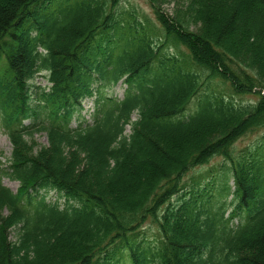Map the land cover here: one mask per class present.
Segmentation results:
<instances>
[{
    "label": "trees",
    "instance_id": "obj_1",
    "mask_svg": "<svg viewBox=\"0 0 264 264\" xmlns=\"http://www.w3.org/2000/svg\"><path fill=\"white\" fill-rule=\"evenodd\" d=\"M125 1L0 0V264H264V0Z\"/></svg>",
    "mask_w": 264,
    "mask_h": 264
},
{
    "label": "rangeland",
    "instance_id": "obj_2",
    "mask_svg": "<svg viewBox=\"0 0 264 264\" xmlns=\"http://www.w3.org/2000/svg\"><path fill=\"white\" fill-rule=\"evenodd\" d=\"M174 0H169L168 3L164 5L165 11L168 13H172L173 7H174ZM125 7H133L134 11L137 13L138 17H141L142 15L145 17H148L151 19V22H155L153 20L154 16L152 14V10L150 8V5L148 4L147 0H126L125 1ZM2 65L0 66V70H2ZM49 84L46 81V79L40 75H37L31 84V90L32 91H38L37 87H47ZM125 89V86L119 82L114 88H113V94L121 98L123 91ZM237 101V97L235 98ZM242 100L246 101H255L257 100V96L255 94H247L243 95ZM83 113L90 112L92 110V101L89 99H86L83 101ZM192 109V108H190ZM135 114L132 115V120L135 119ZM27 123V121L25 122ZM73 123V121L71 122ZM129 123L126 124V130L125 133H129ZM264 131H257L248 134L246 137L242 139H238L237 142L234 144V152H239L242 149H246L251 147L255 144V142H258L259 137L263 135ZM46 134L44 132L36 133L32 135L31 140L29 142L33 143V147H39L46 144ZM11 153V144L7 137V135L4 133L3 129L0 128V166L7 165L8 158ZM225 163V160L220 157H214L212 158L206 165H203L201 167H197L194 170L190 171L182 180V183L185 186L184 190H189L191 186H194V189L198 188H205L204 190L207 191V194L212 196L213 199H216L215 194V187L216 183L219 179L220 172L222 171V167ZM226 164V163H225ZM229 184H231V181H229ZM1 185L9 188L13 192L16 191L18 187V183L15 180H12L8 177H4L1 180ZM56 193L51 191L48 193V198L53 199L55 197ZM213 201V200H212ZM172 203L176 202V197L171 200ZM5 208H0L1 213L6 215L7 211ZM140 234H143L144 237H146L148 240H157V236L155 233V229L151 225H146L143 227L140 231ZM142 235V236H143ZM140 235V237H142ZM11 237L14 238V231L11 233Z\"/></svg>",
    "mask_w": 264,
    "mask_h": 264
}]
</instances>
